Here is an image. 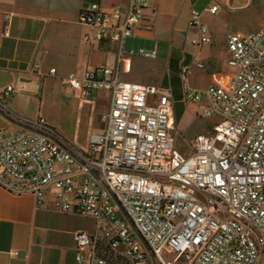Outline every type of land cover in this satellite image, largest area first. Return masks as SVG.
I'll use <instances>...</instances> for the list:
<instances>
[{"label":"built area","instance_id":"1","mask_svg":"<svg viewBox=\"0 0 264 264\" xmlns=\"http://www.w3.org/2000/svg\"><path fill=\"white\" fill-rule=\"evenodd\" d=\"M228 2L213 0L207 11L215 15ZM149 9L150 0H130L124 10L97 3L81 10L79 24L93 30L85 44L109 39L118 60L59 78L80 100L107 96L104 129L85 149L42 117L0 130V187L39 204L51 195L56 212L92 218L95 233L74 234L79 264H264V28L227 36L232 73L223 83L196 90L192 66L181 68L185 101L206 102L201 116L218 118L212 133L195 137L183 153L169 91L122 79L125 43ZM189 26L198 28L193 45L211 43L197 9ZM137 53L157 58L156 49ZM30 68L40 74L43 66ZM57 75L52 68L45 76ZM14 93L9 85L0 96L4 115H11L6 100Z\"/></svg>","mask_w":264,"mask_h":264},{"label":"crops","instance_id":"2","mask_svg":"<svg viewBox=\"0 0 264 264\" xmlns=\"http://www.w3.org/2000/svg\"><path fill=\"white\" fill-rule=\"evenodd\" d=\"M129 2L0 0V96L7 86L15 88V93L6 100L11 115L0 111V130L18 131L24 121L33 120L26 116L25 109L41 89H46L47 81L55 78L45 76L50 69L56 68V77H60L72 68H82V76L86 68L115 66L117 46L109 39L92 46L85 44L84 37L93 30L79 24L78 17L83 8L92 4H100L105 11H116L128 8ZM212 3L213 0H150L144 20L124 46L122 79L169 91L181 135L192 131L206 105L185 101L181 68L192 66L191 85L196 90H205L215 82L223 83L232 71L228 64L227 36L264 28V21L250 26L251 18L264 8V2L229 0L215 15L207 11ZM193 8L202 13V23L209 27L212 39L201 47L192 44L199 38L198 28L189 26ZM140 48L156 49L157 58L146 61L134 53ZM34 62L42 64L40 74L31 71ZM195 62L203 68L195 66ZM212 131L213 128L209 132L197 131L193 137ZM95 230L90 217L56 212L51 195L39 204L32 195L17 196L0 187V264H79L74 234H93ZM148 264L155 262L151 258Z\"/></svg>","mask_w":264,"mask_h":264},{"label":"rangeland","instance_id":"3","mask_svg":"<svg viewBox=\"0 0 264 264\" xmlns=\"http://www.w3.org/2000/svg\"><path fill=\"white\" fill-rule=\"evenodd\" d=\"M258 3L264 0H256ZM264 21V8H260L259 12L253 15L250 20L251 28L259 25ZM255 32L249 29L242 35ZM240 34V33H239ZM107 41V40H105ZM138 54L137 51L134 52ZM146 61H149L148 59ZM151 62V60L149 61ZM82 68L70 69L63 74L71 73L80 76ZM232 71H230L231 75ZM155 80V79H154ZM154 84H156L154 82ZM106 95L100 93L98 101L79 100L75 94L65 87L59 77H55L47 81L46 89H41L32 101L27 104L25 109L26 116L36 120L38 117L45 118L47 123L59 132L63 133L68 140L75 143L81 148H86L92 135L101 134L104 129L102 116L107 112L108 101ZM216 116L204 118L200 116L195 123L192 131L181 135L177 130L175 123L174 137L176 138L177 149L183 153L190 152V142L193 140V134L197 131L209 132L217 123ZM166 260L171 259L172 255L163 254Z\"/></svg>","mask_w":264,"mask_h":264}]
</instances>
